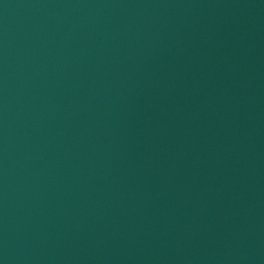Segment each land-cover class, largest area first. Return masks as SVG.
<instances>
[{
  "label": "water",
  "instance_id": "water-1",
  "mask_svg": "<svg viewBox=\"0 0 264 264\" xmlns=\"http://www.w3.org/2000/svg\"><path fill=\"white\" fill-rule=\"evenodd\" d=\"M0 264H264V0H0Z\"/></svg>",
  "mask_w": 264,
  "mask_h": 264
}]
</instances>
